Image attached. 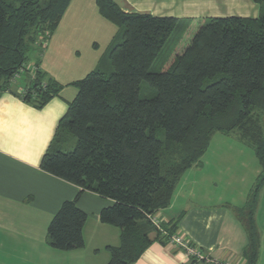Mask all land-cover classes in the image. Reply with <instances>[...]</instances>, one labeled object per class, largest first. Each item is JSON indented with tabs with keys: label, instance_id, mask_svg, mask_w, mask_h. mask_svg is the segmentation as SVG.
Wrapping results in <instances>:
<instances>
[{
	"label": "trees",
	"instance_id": "obj_1",
	"mask_svg": "<svg viewBox=\"0 0 264 264\" xmlns=\"http://www.w3.org/2000/svg\"><path fill=\"white\" fill-rule=\"evenodd\" d=\"M69 1L0 0V93L25 68L29 52L41 51V40ZM96 3L119 34L99 67L73 83L77 93L59 120L55 141L69 134L74 147L46 151L40 168L77 185L79 194L89 190L113 200L99 214L121 232L120 245L107 247V264H133L152 241L167 243L175 233L176 223H162V235L148 215L169 205L179 177L200 162L214 132L237 131L261 167L245 220L244 255L252 263L258 245L253 213L264 184V11L257 18L205 19L166 69L151 71L161 52H172V37L177 42L188 22L123 12L111 0ZM60 87L37 68L22 99L41 107ZM142 91L150 96L141 97ZM158 128L164 140L156 136ZM78 195L64 201L48 225L47 240L55 249L83 246L87 216L76 205Z\"/></svg>",
	"mask_w": 264,
	"mask_h": 264
},
{
	"label": "crops",
	"instance_id": "obj_2",
	"mask_svg": "<svg viewBox=\"0 0 264 264\" xmlns=\"http://www.w3.org/2000/svg\"><path fill=\"white\" fill-rule=\"evenodd\" d=\"M111 1L123 12L186 20L177 43L207 18H257L264 11L254 0ZM119 31L101 15L96 0H70L41 51L29 52L27 71L0 93V264H107V247L120 245V229L99 217L113 200L89 190L79 194L77 185L40 168L46 151L74 147L69 134L55 141L59 120L77 93L73 83L99 67ZM34 66L61 86L41 107L18 94L32 79ZM260 170L253 148L237 131L214 132L200 162L182 173L169 205L156 213L163 224L176 223L173 235L188 239L207 259L190 258L169 237L167 243L152 241L133 264H264V184L253 213L257 253L252 263L244 255L247 206ZM77 195L76 205L87 216L83 246L55 249L47 240L48 225L61 204Z\"/></svg>",
	"mask_w": 264,
	"mask_h": 264
},
{
	"label": "built area",
	"instance_id": "obj_3",
	"mask_svg": "<svg viewBox=\"0 0 264 264\" xmlns=\"http://www.w3.org/2000/svg\"><path fill=\"white\" fill-rule=\"evenodd\" d=\"M46 41L47 39H43L41 40V46L43 47L45 44H46ZM37 70V67L34 66L31 68V74H32V78L34 77V74ZM25 71V68L23 67H20L13 75L12 79H16V78H19L22 73H24ZM19 96L21 98L24 97V95L26 94V88H23L19 91ZM148 219L149 221L151 222V224L158 229V231H160V233L163 235V234H166V232L164 231V229L162 228V220L158 218V216L156 214L154 215H148ZM170 242L172 244H174L175 246H177L178 248L184 250V252L186 254L189 255L190 258H193L197 261H204L207 259V257L205 256L204 252L194 246L188 239H186L185 237L181 236V235H172L170 236ZM221 264H230L228 262H224V263H221Z\"/></svg>",
	"mask_w": 264,
	"mask_h": 264
},
{
	"label": "rangeland",
	"instance_id": "obj_4",
	"mask_svg": "<svg viewBox=\"0 0 264 264\" xmlns=\"http://www.w3.org/2000/svg\"><path fill=\"white\" fill-rule=\"evenodd\" d=\"M194 29H191L190 31H188V33H186L184 35V37H182V39L179 41V43L177 42H173L177 39L176 35L172 37V52L167 54V52L163 51L161 52L157 59L155 60V62L153 63V65H151V71H160L163 69H166L167 66L170 64V62L172 61L173 57H174V53H180L190 42L192 35L193 34ZM179 39V38H178ZM178 41V40H177ZM174 43V44H173ZM33 50V49H32ZM35 50V49H34ZM167 54V55H166ZM166 55V56H165ZM25 72V71H24ZM146 84H142V89ZM147 95L150 96L149 93L142 91L141 92V97H146ZM156 136L160 139V140H164L165 139V132L162 128H158L156 130ZM67 144V143H65Z\"/></svg>",
	"mask_w": 264,
	"mask_h": 264
}]
</instances>
